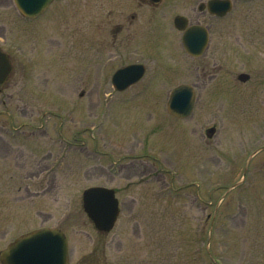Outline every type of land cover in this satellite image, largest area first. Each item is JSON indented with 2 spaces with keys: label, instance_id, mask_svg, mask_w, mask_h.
Wrapping results in <instances>:
<instances>
[{
  "label": "rangeland",
  "instance_id": "374dc122",
  "mask_svg": "<svg viewBox=\"0 0 264 264\" xmlns=\"http://www.w3.org/2000/svg\"><path fill=\"white\" fill-rule=\"evenodd\" d=\"M99 4L54 2L28 19L0 0V47L13 64L0 84V248L47 225L67 234L70 264H264V149L253 154L264 145V0H235L222 18L182 0ZM133 11L122 34L109 33ZM84 14L92 15L85 85L69 67L74 48L84 53L74 37L84 36ZM176 14L208 27L202 55L183 50ZM131 60L149 68L146 77L112 90L109 75ZM240 72L250 77L240 82ZM182 82L196 92L184 119L167 112ZM125 153L141 157L118 160ZM91 185L117 188L120 213L104 235L82 207Z\"/></svg>",
  "mask_w": 264,
  "mask_h": 264
},
{
  "label": "water",
  "instance_id": "95a60500",
  "mask_svg": "<svg viewBox=\"0 0 264 264\" xmlns=\"http://www.w3.org/2000/svg\"><path fill=\"white\" fill-rule=\"evenodd\" d=\"M52 0H14L18 9L26 16L34 17L41 13ZM204 6H199L203 9ZM231 8L230 0H210L207 9L211 13L224 15ZM174 26L183 30L182 44L185 50L192 55H200L208 41V32L201 24H188L184 15H176ZM11 70L6 55L0 51V83ZM136 70L133 78L121 79L124 74ZM143 72L142 65H129L116 71L114 84L123 89L134 82ZM248 74L240 73L238 78L246 80ZM194 88L190 84H180L173 88L167 104L170 113L178 116H187L194 105ZM215 131L214 127L207 130L208 136ZM82 206L88 217L99 230H110L116 221L119 212L118 199L114 189L105 186H89L82 192ZM2 264H68V242L64 233L57 228L40 227L24 233L1 251Z\"/></svg>",
  "mask_w": 264,
  "mask_h": 264
},
{
  "label": "flooded vegetation",
  "instance_id": "af4514ba",
  "mask_svg": "<svg viewBox=\"0 0 264 264\" xmlns=\"http://www.w3.org/2000/svg\"><path fill=\"white\" fill-rule=\"evenodd\" d=\"M96 1H98V0H96ZM174 1L177 2L178 0H172V2H174ZM209 1L210 0H182L183 3L193 2V5H196L197 7L204 6L205 8L207 7V3ZM233 1H235V0H231L232 6H233ZM237 1L246 2V1H249V0H246V1L245 0H237ZM54 2H60V3L66 2L67 4H71V5H68V6L89 7V6L92 5V0H53L50 3V5L52 3H54ZM163 2H169V0H99V3H100L99 5L117 6V7H136V8L147 7V8H155V7L159 6V5H161ZM50 5L42 13L46 12L48 10V8L50 7ZM203 10H206V9H203ZM207 12H208L209 15H211V16H213L215 18H222L223 17V16H218V15L212 14L209 11H207ZM61 13H63V11L58 10V16H60ZM40 15H38V16H36L34 18H37ZM25 18H27V17H25ZM34 18H28V19H34ZM126 18L127 19L129 18V22H131V21H134V20H136L138 18V14H136V12L133 11L129 15H125V17H123V21H119V22L115 23L110 28L109 33L115 35V38L118 36V33L119 34L123 33L124 21H125ZM81 21H82V15H80V17H79V22H81ZM83 22L85 23V30H84V36H83L84 39L79 33H78L77 36H74V37L80 39V43L77 44L78 47L76 45L77 50H81L84 53L78 52V56H77V52L75 51V48H74L72 50V52H70V57L71 58L69 60V62H70L69 63V67L71 68L70 71L73 72L74 79L78 80L81 84L85 85L86 83L92 81V73H91L92 72L91 71L92 70V58H91L92 57V33H91L92 32L91 31V28H92V26H91V24H92V15L91 14H84ZM195 23H198V22H195ZM76 29H77V27H76V23H75V25L71 29V33L73 32V34L75 35L76 31H77ZM207 29H208V27H207ZM178 32L180 33V37H181L182 32L179 31V30H178ZM209 40H210V34H209V29H208V43H207V47H208V44H209ZM74 44H75V41H74ZM0 50H2L6 54V57H7L8 61L11 63L12 69H13V64H12V59H11L10 53L8 51L4 50L2 47H0ZM121 50L123 51V48ZM46 54L49 55L48 53H46ZM118 56H122V58H123V56H124L123 52H121V54L118 53ZM49 60H50V57H49ZM134 64H142L143 65V73L130 86L139 83L140 81L143 80V78L146 77L145 75L147 74L149 68L142 61L131 60V61L125 62V63L121 64L120 66H117L116 68H114L113 71L111 72V74L109 75V79H110V82H111L110 84L113 87L112 90H116L114 88V78H113L115 71L120 69V68H124L126 66L134 65ZM77 68L79 70H81L82 72L78 71V73H76ZM105 72L106 71H104V73ZM107 72H106V74H107ZM136 74H137L136 70H133V71L127 73V74H124L121 77V79L133 78ZM9 75H8V77H9ZM237 76H238V74H237ZM78 77H80V78H78ZM153 77L154 76H152L151 78H153ZM249 77H250V75L248 74L247 79ZM146 79H148V78H146ZM239 81L240 82H244V81H241V80H239ZM179 84H181V83H179ZM110 91L106 92L105 98L109 95ZM80 95H83V91L80 92ZM41 129H42V131H46L45 128H41ZM56 130H57L56 134H60V132H59L60 129L57 128ZM75 133L76 132H74V135H73L74 136L73 137L74 141H75V135H76ZM82 143H84V142H82ZM70 144H72V142ZM73 144H74V147H75L76 146V142L73 143ZM106 154L109 157V154L107 152H106ZM139 157H141V156L133 155V154H130V153H125V154H121V156L118 158V160H123V159L127 158L129 160V162H132L133 160H136ZM119 164H120V166L118 168H119V172H120V169H122V168L127 166V161L126 162L120 161ZM99 232H101L104 235V234H107L110 231H108V232L99 231ZM17 236L18 235H15L13 238H11L5 244V246L0 248V251L4 247H6L9 243H11Z\"/></svg>",
  "mask_w": 264,
  "mask_h": 264
}]
</instances>
